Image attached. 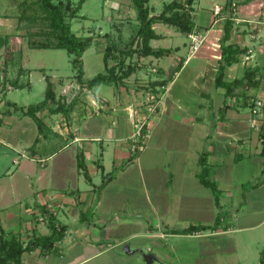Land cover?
<instances>
[{"label":"crops","instance_id":"1","mask_svg":"<svg viewBox=\"0 0 264 264\" xmlns=\"http://www.w3.org/2000/svg\"><path fill=\"white\" fill-rule=\"evenodd\" d=\"M195 1L194 29L207 36L195 54L190 52L186 32L166 24L176 32L169 28L161 33L157 24L162 22H156L153 28L161 37L152 39L151 46L171 48L172 53L127 57V63L137 65L122 80L81 86L75 70L67 76L71 81L66 92L64 88L56 91L51 75L41 67L43 79L48 85L49 77L57 100L64 96L71 101L68 109L59 111L57 102L44 105L36 116L24 112L26 105L7 99V94L17 88L15 80L21 87L31 83L20 78L30 75L33 68L24 64L22 40L15 43L12 39L17 38L12 36L18 33L17 23L4 17L9 25L1 24L0 34L11 36L12 51L5 59L13 62L18 55L19 65L17 74L10 76L8 67L2 65L6 45L1 46L0 82L7 84V91L0 104V110L5 112L0 117V234L7 239L18 237L24 244L35 236L48 235L49 224L45 218L41 220L43 207L53 210L56 221L67 227L55 249L44 255L40 248L27 251L22 256L24 264H68L63 261L69 251L64 242L71 239V253L81 247L86 254L70 264H90L102 257L106 261L103 264H108L111 253L126 261L140 257L149 264L163 254H170L166 259L170 264H218V255L207 260L201 254H218L216 239L224 236L231 246L223 251L235 252V234L264 226V157L260 131L252 126L251 111L253 100H264V19L251 24L247 17L252 16L240 13L237 0H225L224 4L215 1L211 7L199 10L195 9ZM234 1L237 14L232 13ZM215 5H222L224 18L214 14ZM228 19L233 22L225 44L234 43L248 51L226 68L224 81L243 77L248 67L257 69L258 80L256 86L246 90L240 86L230 95L216 82ZM137 26L138 22L126 39L122 35L113 38L111 33L104 36H110L109 43L123 48ZM177 33H183L186 40L174 46L157 45ZM115 64L111 58L109 66ZM84 80H88L85 71ZM64 82V77L59 78L60 84ZM75 84L80 86L78 95L74 94ZM153 96L160 97V109L150 119L151 134L144 149L136 150L132 139L137 118L134 112ZM18 110L22 115L16 114ZM261 119L264 122V107ZM79 153L83 155L86 174L78 165ZM202 156L208 176L217 183L219 204L214 192L200 181ZM258 182L244 189L246 183ZM86 212L91 213L86 217L90 220L82 222L80 218ZM241 216L245 222L236 226L238 222L233 219ZM130 218L160 220L140 224ZM217 218H221L220 225L211 229L188 234L169 231L192 224L213 225ZM72 224L76 225L74 229ZM138 238L167 242H154L155 248L148 247L145 252L142 244L131 246L129 240ZM177 241L183 245L178 262L177 256L173 258L178 253ZM126 243L130 252L121 250Z\"/></svg>","mask_w":264,"mask_h":264},{"label":"trees","instance_id":"2","mask_svg":"<svg viewBox=\"0 0 264 264\" xmlns=\"http://www.w3.org/2000/svg\"><path fill=\"white\" fill-rule=\"evenodd\" d=\"M84 1L85 0H80L79 5L76 6L73 4L72 0H36L37 5L39 6L38 11L36 10V6L33 5L35 2L32 4L27 2L25 9L22 10V13L19 16L20 18H17L16 26V30L19 32V30L23 28V20L31 23L41 20L43 22V28L35 32H30L29 36H26L28 47L33 49H65L73 54L72 64L76 70L75 77L80 81L82 84L81 86L93 87L102 82H115L129 76L136 69L137 63H127L126 59L134 54L162 56L172 53L173 50L171 48L155 49L151 46L150 41L152 39L161 37L153 28L154 23L162 22L186 33L192 31L195 27L193 20L194 0H171L165 3L162 11L156 15H152L155 13V10L150 5L151 0H133V7L136 10V20L138 22L135 35L127 46L123 48L116 46V44H113L112 42L108 43L104 49L105 71L96 74L89 80H84L83 54L93 41L94 36H79L72 30V19L80 16L79 11ZM29 8L32 9V13L27 12ZM232 22V19H228L225 22V33L222 37L223 43L221 47L222 58L216 80L217 85L226 89L227 95L233 94L235 89L240 86L245 87L246 90L258 84V80L256 79L257 69L253 67H248L245 70L244 76L241 78H237L232 82L224 81L226 68L229 65L238 62L241 59V55L248 51L247 47H241L234 43L225 44L229 39ZM10 37L9 34H0V47L6 45V49L11 51L9 46ZM135 44L137 45L136 48L134 47ZM111 58L116 61V64L109 66V60ZM3 70H5V67ZM47 81L46 97L41 102L29 105L26 109L23 106L17 107L14 105V107L17 109H23V111L25 109V113L33 116H36V112L49 103L52 104L57 102L58 107L56 110L58 111L68 109L70 103H68L64 96L59 97L57 100L49 77H47ZM6 85L7 84L4 81L0 82L1 93L7 91ZM13 85L15 87H21V85L17 84V80L13 82ZM7 111L8 110H6V112ZM4 113L5 112H2V114ZM260 138L262 139L261 154L264 157V128L260 133ZM200 164L202 166L199 173L200 181L214 192L215 201L219 204L220 192L217 183L211 180L208 176L207 166L203 156L200 158ZM78 165L86 174L87 170L83 161L82 153L78 154ZM261 182H264V178ZM259 183L260 182L251 183L249 184V187L256 186ZM41 210L45 218L49 219L48 224L50 227V233L44 236H35L28 241L27 244H24L18 237L7 239L3 236V233L0 234V264H24L22 256L25 252H30L37 248H40L41 252H47L52 251L58 246L59 241L65 236L67 227L56 221V215L50 208L43 207ZM87 215H91V213H82L80 220L82 222L90 220L89 218H86ZM220 220L221 218H217L213 225L192 224L186 228H171L169 231L178 234L194 233L196 231H203L217 227L220 225ZM0 231H3L1 226ZM259 264H264V248L260 253Z\"/></svg>","mask_w":264,"mask_h":264},{"label":"rangeland","instance_id":"3","mask_svg":"<svg viewBox=\"0 0 264 264\" xmlns=\"http://www.w3.org/2000/svg\"><path fill=\"white\" fill-rule=\"evenodd\" d=\"M171 0H151L150 5L156 12H161L165 3ZM218 1L222 4L225 3V0H196L195 1V9L199 10L200 8H209L214 5V2ZM239 2V10L241 14H246L248 21L253 25L255 23L260 22V19H264V0H237ZM33 2V5L36 6V10L38 11L39 6L37 5L36 0H0V26L1 24H8L4 17H8L12 20V23H17V18L19 19L22 10L25 9L26 3ZM73 4L78 6L80 0H72ZM222 6V5H221ZM215 7V6H214ZM28 13H32V9L29 8L27 10ZM80 16L72 19V30L79 36H90L93 35V41L86 48L83 54V62H84V71L85 78L90 79L93 78L96 74L101 73L105 70V64L103 60L104 49L105 46L110 41V36L105 37V33H111L114 37H118L122 35L125 39L127 35H129L131 29L137 23L136 20V10L133 7V0H85L82 3V6L79 11ZM84 16V17H82ZM16 19V20H15ZM6 22V23H5ZM23 28L19 30L18 33L12 34L17 38H12L15 43L22 40L23 43V52H24V64L27 67L33 68L31 74L22 76L21 81L27 82L30 81V84H27L22 87H17L11 90L7 94V99L12 101H17L20 105L29 106L31 104H35L40 102L45 97V92L47 88V82L43 79V70L41 67H44L46 73L51 75V79L54 83V89L57 91L66 92L65 88H69L71 79L67 76L71 75L75 72L74 66L72 64L73 54L69 53L65 49H33L28 47L27 37L30 32H35L43 28V22L38 20L37 22H26L23 20ZM9 25V24H8ZM17 26V24H16ZM116 27V28H115ZM118 27L122 29H118ZM171 29L176 32L173 27H170L164 23L157 24V31L161 33H166L167 29ZM116 29V30H115ZM11 31V30H10ZM179 40H186V37L183 33H177L174 37H168L167 40L158 41L157 45L159 46H174L177 45ZM258 46V44H257ZM185 48V47H183ZM185 50V49H184ZM186 51V50H185ZM4 56H2L3 66L8 67V71L10 76L16 75V70L19 65L18 55L16 56L13 62H6L7 58L12 55V51H9L5 48ZM6 56V57H7ZM161 60H165V57L160 58ZM64 77V84L59 83V78ZM66 87H64V86ZM72 89V88H71ZM18 116L22 115L20 110L16 111ZM255 168V167H254ZM250 183H246L244 189L249 186ZM242 192V189L240 188ZM245 191V190H244ZM239 192V191H238ZM230 209L232 207L230 206ZM231 211H234L233 209ZM45 218V216H44ZM122 219V218H121ZM137 221L140 224L143 222L154 223L156 220H160V218H130ZM48 218H45L44 221L48 222ZM234 222H238L237 225H242L244 221V217L234 218ZM71 229H74L76 225H70ZM142 228V225L140 226ZM138 228V229H141ZM126 232V228L124 229ZM141 231V230H140ZM123 232V231H122ZM128 234V233H127ZM126 234V235H127ZM221 239V240H219ZM115 243H117V239H113ZM157 240V241H156ZM177 240V239H176ZM121 241V240H119ZM131 246L135 248L136 243L142 244L143 250L145 252L148 251V247H154V242H157L158 245H162L166 243L165 239H145L138 238L136 240H129ZM216 247L220 248L218 254L215 252H202L203 257L207 260H213L214 255L216 256V260L219 261L218 264H259L260 251L264 248V226L248 230L242 234H235V242L237 244V250L235 252H226L223 249L231 246V243L226 240L223 236L221 238L216 239ZM72 239L64 242L65 249L67 248L68 254L66 253L63 261L70 264L73 259L83 257L86 254L84 249L81 247L74 248V251L69 249L68 243H71ZM169 242V241H168ZM170 244H173L172 242ZM181 241H177L176 249L177 254L173 256L174 260L177 256L176 261L178 262L180 259V251L183 248ZM175 247V246H174ZM222 250V252H221ZM45 252H42L41 255H44ZM107 261L108 264H149L143 263L140 257L131 258L128 261L115 258L112 256ZM170 254L159 256L158 260H156L153 264H170L166 262V259H169ZM172 257V256H171ZM215 259V258H214ZM106 263L104 258L96 259L90 264H103ZM152 264V263H151Z\"/></svg>","mask_w":264,"mask_h":264},{"label":"built area","instance_id":"4","mask_svg":"<svg viewBox=\"0 0 264 264\" xmlns=\"http://www.w3.org/2000/svg\"><path fill=\"white\" fill-rule=\"evenodd\" d=\"M231 7L233 11L232 13L237 14V11H238L237 3L235 1L231 3ZM213 11L216 16H220L221 18H224L223 13H222L223 7L221 5H215ZM187 36L190 42L191 54H195L197 51L200 50V48L204 44L206 37H207L206 34L200 31H197L195 29L188 32ZM73 89H74V94L78 95L80 86L79 85L77 86L75 84L73 86ZM67 101L70 102L71 100L68 99ZM2 102H3V93L0 92V104ZM160 103H161L160 97L153 96L146 104H144L143 108L134 112V116L137 118L134 122L135 132L132 135V139L134 141L136 150L144 149L146 142L151 134L150 119L158 113L160 109ZM251 107H252L251 111L253 115L252 126L255 129L259 130L261 133L263 126H264L263 124L264 122L261 119V113L264 107V100L261 98H257L253 100L251 103ZM137 113H139V117ZM1 115H2V111H0V117ZM261 142H262V139H261ZM43 219L44 217L41 218V220Z\"/></svg>","mask_w":264,"mask_h":264},{"label":"water","instance_id":"5","mask_svg":"<svg viewBox=\"0 0 264 264\" xmlns=\"http://www.w3.org/2000/svg\"><path fill=\"white\" fill-rule=\"evenodd\" d=\"M121 250H126L127 252H130V247H129V244H123L122 246H121Z\"/></svg>","mask_w":264,"mask_h":264}]
</instances>
